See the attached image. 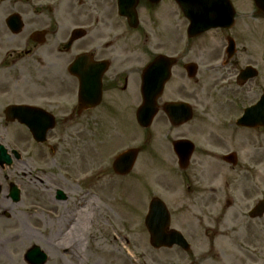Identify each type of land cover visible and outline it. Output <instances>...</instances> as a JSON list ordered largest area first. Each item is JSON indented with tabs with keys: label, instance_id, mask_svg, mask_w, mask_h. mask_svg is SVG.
<instances>
[{
	"label": "flooded vegetation",
	"instance_id": "obj_1",
	"mask_svg": "<svg viewBox=\"0 0 264 264\" xmlns=\"http://www.w3.org/2000/svg\"><path fill=\"white\" fill-rule=\"evenodd\" d=\"M199 1L198 11L192 13L203 15L209 20L207 25L228 15L231 4L233 27L218 26L190 38L191 22L178 0H0V51L5 49L8 56L14 51L11 48L16 51L18 38L26 44L21 50L23 56L16 51L19 58L16 55L13 60L7 57L5 62L0 61V80L3 73L6 86L5 70L25 65L24 60L29 61L27 53L30 55V92L25 98L26 86L19 94L20 104L49 114L48 122L54 123V129L45 146L49 144V151L56 157L61 145L50 142L61 131L89 130L96 138L111 139L110 132L128 126L130 116L136 115L143 103L145 69L157 59L173 62L160 100L171 95L169 89L175 82L179 85L174 90L193 100V82L184 67L196 64L198 78L202 74L203 80H193L195 84L218 88L227 103H238L243 114L264 94V59L258 60L255 50L256 42L264 40V13L258 12L254 2L255 11H245L244 0ZM13 16L21 20L20 32ZM74 64L76 68L70 74ZM247 68L255 69L257 76L248 78L251 71L242 76ZM185 79L190 82L188 88ZM23 80L28 85L26 77L18 79ZM85 87L90 91L88 102L82 101ZM189 99L158 101L162 109L164 104ZM244 131L252 135L254 157L247 168L237 172L235 184L243 195L225 199V194L216 189L191 186L171 192L160 190L158 196L171 216V226L162 237L177 242L179 237L169 234L176 231L187 245L150 247L157 256L152 264H264V210L258 212L264 201V128ZM183 139L187 138H177ZM174 157L177 172L187 180L195 178L189 172L197 171L193 163L196 156L186 171H181ZM233 208L235 229H226V211ZM118 240L121 244L115 246L111 256L120 255L124 260L118 264H129L130 240L123 235Z\"/></svg>",
	"mask_w": 264,
	"mask_h": 264
},
{
	"label": "rangeland",
	"instance_id": "obj_2",
	"mask_svg": "<svg viewBox=\"0 0 264 264\" xmlns=\"http://www.w3.org/2000/svg\"><path fill=\"white\" fill-rule=\"evenodd\" d=\"M244 1L245 11H255L253 0ZM262 33L264 37V31ZM17 40L16 51L23 56L25 53L20 51L26 49V44L20 38ZM256 43L258 60L264 59V40ZM11 49L14 51L9 56L4 55L5 49L0 51V61L5 62L7 57L13 60L16 55L20 57L14 48ZM27 56V64L15 65L11 70L4 69L7 84L2 87L0 103V145L8 150L20 151L22 161L0 169V186L3 189L0 193V264H30L25 254L34 247L48 256L46 264H118L124 259L120 255L112 258L111 254L115 246L121 244L118 240L120 235L130 240L133 251L129 264H152L157 256L150 249L141 216L146 215V207L143 206L152 197L158 196L160 190L171 192L174 188L191 186L216 189L225 194V199L235 200L243 195L235 180L238 170L247 168L254 157L252 135L236 129L240 106H237L238 103H227L218 88L215 90L204 84H194L192 100L174 90L179 85L175 82L169 89L171 95L160 100L185 98L191 101L195 119L187 128L175 131L165 115L160 113L153 127L144 132L136 121L133 122V114L130 116L132 121L126 123L128 126L109 133L111 139L96 138L93 136L95 133L89 130L61 131L50 142L61 145L56 157L49 151V144H35L25 127L6 121L7 104L20 103L19 94L25 90L19 78H27L25 98L29 96L32 63L28 53ZM202 77L201 74L199 80H203ZM189 86L185 79V87ZM179 136L190 139L197 147L193 162L197 171L189 172L195 177L190 180L180 176L174 166L171 146ZM133 148L141 152L133 172L125 178L117 177L112 169L113 162L117 155ZM232 152L239 157L237 168L218 160ZM206 155L209 157L204 159ZM11 183L17 184L23 194L19 205L8 199ZM58 189L68 195L66 203L54 201L53 195ZM143 195L147 204L139 210ZM85 197L90 201L87 218L80 215L78 207ZM39 206L41 211L36 210ZM50 209L57 211V215L47 212ZM226 212L225 228L235 229L236 209ZM82 218L88 222L76 231L75 237L70 236L67 232L69 226L75 222L70 228L77 230ZM28 237L36 238L32 240ZM67 249L70 251L67 252Z\"/></svg>",
	"mask_w": 264,
	"mask_h": 264
},
{
	"label": "water",
	"instance_id": "obj_3",
	"mask_svg": "<svg viewBox=\"0 0 264 264\" xmlns=\"http://www.w3.org/2000/svg\"><path fill=\"white\" fill-rule=\"evenodd\" d=\"M256 2L260 10L264 11V0H256ZM229 12L230 15L226 16V21H232L234 16L233 9L230 6ZM189 18L192 22L191 29L193 28V36L200 35L205 30H208V28H210L205 23L206 19L205 21H203V19L201 17H198L197 15L190 16ZM20 26L21 25L18 24V27ZM168 68H170L169 65L165 62V60L162 59L152 64V66L147 69L145 73V84L143 86L144 104L137 114V123H139L144 129L149 128L151 126L152 121L157 113L156 100L162 94L164 84L169 78ZM188 71L192 76L195 71V68L188 67ZM186 107L185 105H167L165 107V111L168 113V116L170 117L173 124H183L191 118L192 112ZM7 114L8 116H12L11 120L18 119L22 124H25L30 129L31 133L34 136V139L37 142H45V136L49 129H47V127L42 126V123L44 124L43 121L38 122L35 120L37 117H41L42 112L27 107H11L8 109ZM239 125L248 128L264 125V97L257 106L246 111V114L243 119L239 122ZM187 144L188 142H183L179 143L178 145L182 146ZM178 145L175 147H179ZM191 150L192 147L191 145H189V154H191ZM12 154L19 158L17 152H13ZM136 154V151H130L125 153V155H122L115 163V172L122 176H126L127 174H129L134 166L137 157ZM11 160L12 159L8 155V151L3 146H0V166H11L13 163ZM226 161L231 162L233 164L236 163V160L233 156L227 158ZM11 197H13L15 202L19 201V191L17 190V188H12ZM160 210L161 209L158 206V202H154L151 206V213L146 221L147 228L151 235L150 238L152 240V245H157L158 239L160 241L162 239L160 238L158 233V226H161L158 223V221L160 220L158 218V213L160 212ZM162 226H164V223H162ZM162 241L167 244L169 243V239L167 238H164ZM26 259L30 264H45L47 262V256L42 253L39 248L36 247L26 254Z\"/></svg>",
	"mask_w": 264,
	"mask_h": 264
},
{
	"label": "bare ground",
	"instance_id": "obj_4",
	"mask_svg": "<svg viewBox=\"0 0 264 264\" xmlns=\"http://www.w3.org/2000/svg\"><path fill=\"white\" fill-rule=\"evenodd\" d=\"M23 64H27V59H26V61L24 60V62H23ZM22 87L23 88H26V86H27V84H26V81H22ZM0 86L1 87H3L4 86V74L2 73V75H1V80H0ZM0 87V88H1ZM89 206H90V201H89V203H88V205H86L85 207H83V210H79V213H80V215L82 216V217H85L86 216V218H87V212H89ZM1 208H4V207H1ZM7 210V209H6ZM47 212H50V214L51 215H57L56 213H57V211H53V209H50V210H47ZM86 218H82L83 220H81L80 222H81V226L76 230V228L72 231L71 230V228H69L68 230H67V232H69V234H70V236H76V231L78 232L79 230H80V228L81 227H83V226H85V223H87L88 221L86 220ZM57 219L59 220V218L57 217ZM85 219V220H84ZM51 220V219H50ZM52 222H54V221H52ZM55 223V222H54ZM53 224V223H52ZM78 226V225H77ZM28 238H31V237H28ZM34 238H36V237H32L31 239L33 240ZM29 241H31L30 239H29Z\"/></svg>",
	"mask_w": 264,
	"mask_h": 264
}]
</instances>
